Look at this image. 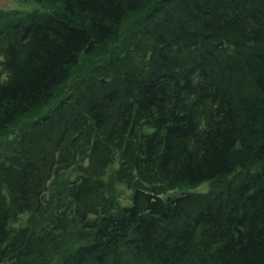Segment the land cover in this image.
<instances>
[{"label":"trees","instance_id":"1","mask_svg":"<svg viewBox=\"0 0 264 264\" xmlns=\"http://www.w3.org/2000/svg\"><path fill=\"white\" fill-rule=\"evenodd\" d=\"M43 2L0 8V134L27 122L0 160V264H264V0ZM81 148L54 217L12 225Z\"/></svg>","mask_w":264,"mask_h":264},{"label":"rangeland","instance_id":"2","mask_svg":"<svg viewBox=\"0 0 264 264\" xmlns=\"http://www.w3.org/2000/svg\"><path fill=\"white\" fill-rule=\"evenodd\" d=\"M50 7L44 4L43 0H0V8L5 10L19 9V10H31L33 8ZM48 9V8H47ZM78 73H83V68H77ZM80 75L74 76L67 85L58 94V97L64 95L67 92L72 91L78 87V81ZM27 122L23 120L13 124L10 128L0 134V160L8 154L13 146H15V139L25 127ZM83 148L78 149L73 160L66 162L59 166L58 170L55 172V176L49 181L46 186V192L43 196L42 210L38 213H27L21 215L19 222L12 225H28L33 226L37 230L42 226H45L49 219L53 218L55 215L54 208H58L59 199L66 195L65 183L66 179H75L82 172L83 167L86 165L85 154L82 151ZM113 158L106 168V173L104 175L105 180L108 182L107 191L111 192L119 204L124 205L129 202V195L131 190L114 175L115 169H117L121 162L120 150L118 147H114ZM209 183H203L196 188L179 187L175 189H170L164 194L163 197L178 195L184 191H205L208 188Z\"/></svg>","mask_w":264,"mask_h":264},{"label":"bare ground","instance_id":"3","mask_svg":"<svg viewBox=\"0 0 264 264\" xmlns=\"http://www.w3.org/2000/svg\"><path fill=\"white\" fill-rule=\"evenodd\" d=\"M55 209V208H54Z\"/></svg>","mask_w":264,"mask_h":264}]
</instances>
